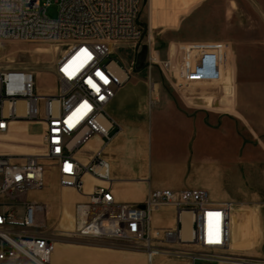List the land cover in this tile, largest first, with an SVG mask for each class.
I'll use <instances>...</instances> for the list:
<instances>
[{
  "label": "built area",
  "instance_id": "obj_1",
  "mask_svg": "<svg viewBox=\"0 0 264 264\" xmlns=\"http://www.w3.org/2000/svg\"><path fill=\"white\" fill-rule=\"evenodd\" d=\"M55 3L57 16L51 19L46 14L49 2L0 0V42L41 43L59 51L53 66L57 89L51 95L36 93L32 71L0 68V137L11 134L12 126L19 123L41 127L39 151L0 153V264H22L23 260L50 264L54 235L46 225L48 208L28 196L45 189L51 172L60 188L78 194L83 193L85 175L104 184L94 187L85 203L74 206L71 236L141 250L148 264L157 256L183 258L189 264H264V259L232 255L231 203L217 205L200 189L154 190L141 204L116 203L108 162L99 154L87 164L76 159L92 138L105 143L111 139L115 124L106 107L133 76L112 56L142 45V0ZM149 50L148 69L158 67L165 77L184 84L222 80L223 44L182 46L178 60L157 58ZM166 208L173 210L175 226L153 228L154 214ZM184 214L190 217L189 240L183 238ZM165 246L169 248L162 249ZM189 246L197 252L187 251Z\"/></svg>",
  "mask_w": 264,
  "mask_h": 264
},
{
  "label": "crops",
  "instance_id": "obj_2",
  "mask_svg": "<svg viewBox=\"0 0 264 264\" xmlns=\"http://www.w3.org/2000/svg\"><path fill=\"white\" fill-rule=\"evenodd\" d=\"M226 77L223 74L221 81ZM156 86L133 75L106 107V113L115 124L110 141L105 143L103 139L92 138L76 154V159L87 164L99 154L108 162L110 189L116 203L141 204L148 192L154 190L200 189L207 191L215 204L231 203L235 208L250 191L254 192L251 180L254 174L242 162H248L247 156H264V142L256 138L250 143L240 140L236 124L245 126L233 114L221 116L202 109L192 116L186 115L174 104L167 103ZM228 87L232 88L231 82H227L224 90L229 97L232 92ZM238 112V117L243 116ZM82 182V194L60 188L57 183L58 189L67 194L71 202L65 218L76 204L87 201L86 195L94 187L104 185L88 175ZM253 223L251 215L243 220L235 209L232 210V252L246 256L259 254ZM65 225L63 220L58 234L52 238L54 251L50 264H148L141 250L118 242L74 237L63 232ZM152 226L173 228V210L166 208L155 213ZM68 227L67 230H72V221ZM22 264L29 263L23 260Z\"/></svg>",
  "mask_w": 264,
  "mask_h": 264
},
{
  "label": "rangeland",
  "instance_id": "obj_3",
  "mask_svg": "<svg viewBox=\"0 0 264 264\" xmlns=\"http://www.w3.org/2000/svg\"><path fill=\"white\" fill-rule=\"evenodd\" d=\"M38 1L40 4L50 3L46 14L55 19V0ZM139 20L145 30L142 45L136 51H116L112 56L114 60L120 59L135 77L155 83L164 100L186 115L192 116L202 109L221 116L233 114L245 126L236 124L240 140L250 143L252 138H256L264 142V0H142ZM198 43L225 45L224 74L227 77L224 81L204 86L184 84L165 77L158 67L148 69L149 47L157 58L169 56L178 60L181 55L179 48ZM58 53L56 48L47 44L0 42V68L32 71L36 93L49 95L57 89L53 66ZM227 82H231L232 86L228 87L232 92L229 97L224 93ZM238 111L243 116L238 117ZM40 134L39 126L15 124L11 134L0 137V153L17 154L22 152L20 148L29 152L39 151ZM247 158L248 162L242 163L254 174L251 178L254 192L250 191L233 209L243 220L247 215L253 217L257 231L255 245L259 254L246 256L232 252V255L264 259V156ZM28 199L46 204V225L48 230L52 229L50 234H57L63 220L66 221L63 232H71L67 227L74 216V208L65 218L70 198L58 189L53 172L46 175L45 189L31 194ZM186 250L197 252L193 246ZM152 264L189 262L174 256H157Z\"/></svg>",
  "mask_w": 264,
  "mask_h": 264
},
{
  "label": "bare ground",
  "instance_id": "obj_4",
  "mask_svg": "<svg viewBox=\"0 0 264 264\" xmlns=\"http://www.w3.org/2000/svg\"><path fill=\"white\" fill-rule=\"evenodd\" d=\"M20 150H23V149L20 148ZM182 222H183V238L186 240H189L190 239V217L188 214H184L182 216Z\"/></svg>",
  "mask_w": 264,
  "mask_h": 264
},
{
  "label": "snow or ice",
  "instance_id": "obj_5",
  "mask_svg": "<svg viewBox=\"0 0 264 264\" xmlns=\"http://www.w3.org/2000/svg\"><path fill=\"white\" fill-rule=\"evenodd\" d=\"M210 242H212V241H210Z\"/></svg>",
  "mask_w": 264,
  "mask_h": 264
}]
</instances>
